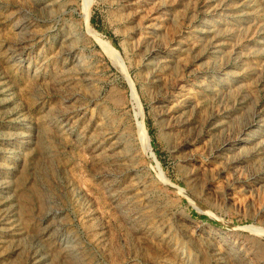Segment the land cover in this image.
<instances>
[{"label":"rangeland","instance_id":"1","mask_svg":"<svg viewBox=\"0 0 264 264\" xmlns=\"http://www.w3.org/2000/svg\"><path fill=\"white\" fill-rule=\"evenodd\" d=\"M0 86V264H264V0H0Z\"/></svg>","mask_w":264,"mask_h":264},{"label":"bare ground","instance_id":"2","mask_svg":"<svg viewBox=\"0 0 264 264\" xmlns=\"http://www.w3.org/2000/svg\"><path fill=\"white\" fill-rule=\"evenodd\" d=\"M89 17H90V13L87 11V12H85V18H86V21H87V24H88V21H89ZM214 27V26H213ZM212 27V28H213ZM20 29V28H19ZM216 30V29H215ZM214 33V32H213ZM216 33V32H215ZM17 34V33H16ZM217 35H218V33H217ZM213 36V35H212ZM16 37V36H15ZM13 40V39H12ZM23 40V39H22ZM210 40V39H209ZM214 41V40H213ZM24 43V42H23ZM210 43H211V40H210ZM16 44L17 45H21V41L20 40H18L17 42H16ZM26 44H27V42H26ZM214 44V43H213ZM219 44V43H218ZM14 45V44H13ZM212 46V45H211ZM22 49H24V48H22ZM18 50V49H17ZM64 50V49H63ZM66 51V50H65ZM71 52H73V51H71ZM17 52H16V50H12L11 51V57L9 58L12 62H17L18 61V56H17V54H16ZM67 53V52H66ZM7 54V53H6ZM68 54V53H67ZM2 55V54H1ZM68 58V57H67ZM34 60V59H33ZM183 60V59H182ZM20 61V60H19ZM11 62V63H12ZM39 63V62H38ZM178 63H181V62H178ZM22 64V63H21ZM36 65V64H35ZM17 66V65H16ZM22 66V65H21ZM29 68V67H28ZM28 68H27V70H28ZM41 68V67H40ZM34 69V68H33ZM41 70V69H40ZM33 71V70H32ZM37 71V70H36ZM36 74H38V73H36ZM37 76V75H36ZM35 77V76H34ZM61 81V80H60ZM3 83V82H2ZM1 83V84H2ZM4 84V83H3ZM8 85V84H7ZM0 88H1V86H0ZM6 88H9V87H6ZM53 88V87H52ZM2 90H4V89H2ZM5 90H7V89H5ZM4 90V91H5ZM8 90H10V89H8ZM3 91V92H4ZM49 113V112H48ZM47 114V113H46ZM191 115V114H190ZM17 117H19V115H16ZM42 117L41 118H43V115H41ZM45 116V115H44ZM13 117V116H12ZM45 118V117H44ZM58 118V117H57ZM13 119H14V117H13ZM28 119V118H27ZM22 121V120H21ZM41 121V120H40ZM23 122V121H22ZM56 122H57V120H56V116L54 115V114H49L48 116H47V118H46V120L44 121V123H43V125L42 126H47V125H53L54 127H56ZM58 123V122H57ZM75 123V122H74ZM252 124V123H251ZM254 124V123H253ZM256 124V123H255ZM64 126V125H63ZM225 127V126H224ZM42 128H44V127H42ZM47 128V127H46ZM53 128V127H52ZM62 128H64V127H62ZM66 128V127H65ZM227 128V127H226ZM70 130H71V128H70ZM226 130V129H225ZM140 131H141V134L142 135H139V136H142V139H143V141H145V145H146V148H147V150L150 148V145H149V143H148V136H147V132H146V130H145V128L141 125V127H140ZM242 131V130H241ZM244 131H245V129L242 131V132H240L241 133V136H243L244 135ZM60 132V131H59ZM246 132V131H245ZM61 133V132H60ZM65 135V134H64ZM23 137V136H22ZM32 137V136H31ZM109 137V136H108ZM26 138V137H25ZM18 139V138H17ZM119 143V142H118ZM92 144V143H91ZM94 144V143H93ZM99 145V144H98ZM91 146V145H90ZM119 146V145H118ZM257 149V148H256ZM95 150V149H94ZM258 150V149H257ZM246 151V150H245ZM249 151V150H248ZM247 152V151H246ZM261 153V152H260ZM247 154V153H246ZM254 155H255V153H253ZM252 155V154H251ZM103 157V156H102ZM126 157V156H125ZM246 157H248V155L246 156ZM108 159V158H107ZM238 160V159H237ZM257 160V159H256ZM260 160V159H259ZM255 165V164H254ZM255 172V171H254ZM255 174V173H254ZM193 179V178H192ZM187 180H190V179H187ZM193 181V180H192ZM193 183H194V181H193ZM134 184H136V183H134ZM263 184V183H262ZM264 185V184H263ZM135 186H137V185H135ZM134 187V186H133ZM139 187V186H138ZM135 188V187H134ZM133 188V189H134ZM141 188H144V185H142L141 186ZM140 188V189H141ZM138 189V188H137ZM139 189V190H140ZM141 191V190H140ZM144 191V190H143ZM147 192V191H146ZM125 193V192H124ZM142 192H140V194H141ZM134 194H136V191H135V193ZM138 194V193H137ZM131 195V194H130ZM132 196H133V194H132ZM131 196V197H132ZM141 196V195H140ZM144 196V195H143ZM124 197H125V195H124ZM127 197V196H126ZM126 197H125V199H126ZM137 197H138V195H137ZM117 199V198H116ZM125 199L123 200L124 202H126L125 201ZM130 199V198H129ZM133 200L135 201V199L133 198ZM144 200V199H143ZM130 201V200H129ZM129 201H127V202H129ZM132 201V200H131ZM146 201V203H147V205L150 203L149 202V200L148 199H146L145 200ZM134 203V202H133ZM132 203V204H133ZM135 203H137L136 201H135ZM146 203H144V204H146ZM124 204V203H123ZM131 204V203H130ZM129 206V205H128ZM132 206V205H131ZM149 206V205H148ZM152 207V206H151ZM138 208V207H137ZM127 209V208H126ZM132 209V208H131ZM129 210V209H128ZM134 210V209H133ZM143 210V209H142ZM130 211V210H129ZM128 211V212H129ZM145 211H146V209H145ZM57 212V211H56ZM55 212V213H56ZM54 213V212H53ZM133 213H135V212H133ZM132 213V214H133ZM153 213V212H152ZM58 214V213H57ZM49 215V214H48ZM50 215H52L51 213H50ZM56 215V214H55ZM134 215V214H133ZM137 214H135V216H136ZM148 216V215H147ZM46 218V217H45ZM136 218H137V216H136ZM141 218H143L142 216H141ZM153 218V217H152ZM48 219V218H47ZM149 219V218H148ZM151 219V218H150ZM52 220H53V223H51L50 224V226L48 227V229H49V231H52L54 234H55V236H62V234H61V231H60V229H59V225L56 223V222H54L55 221V219H54V217H52ZM61 228V227H60ZM155 236V235H154ZM63 238H62V242H64V249H65V253L68 255V256H70V257H72V258H76V259H79V257H78V255H79V248L80 247H78V245L75 243V241L74 240H72V239H69L68 237H65V235H63L62 236ZM58 239V238H57ZM62 244V243H61ZM63 246V245H62ZM81 252V251H80ZM85 263V262H84Z\"/></svg>","mask_w":264,"mask_h":264}]
</instances>
